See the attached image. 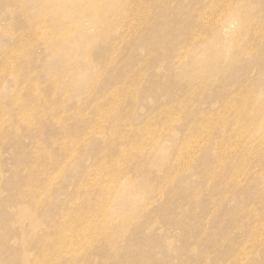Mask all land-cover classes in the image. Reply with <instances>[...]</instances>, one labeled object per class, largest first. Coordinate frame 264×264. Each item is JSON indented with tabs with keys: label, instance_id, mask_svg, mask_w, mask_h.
<instances>
[{
	"label": "rangeland",
	"instance_id": "374dc122",
	"mask_svg": "<svg viewBox=\"0 0 264 264\" xmlns=\"http://www.w3.org/2000/svg\"><path fill=\"white\" fill-rule=\"evenodd\" d=\"M0 264H264V0H0Z\"/></svg>",
	"mask_w": 264,
	"mask_h": 264
}]
</instances>
